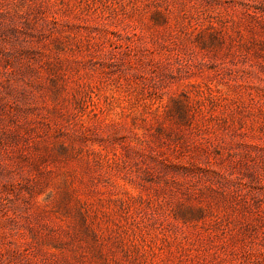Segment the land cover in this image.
<instances>
[{
	"label": "rangeland",
	"instance_id": "374dc122",
	"mask_svg": "<svg viewBox=\"0 0 264 264\" xmlns=\"http://www.w3.org/2000/svg\"><path fill=\"white\" fill-rule=\"evenodd\" d=\"M0 264H264V0H0Z\"/></svg>",
	"mask_w": 264,
	"mask_h": 264
}]
</instances>
